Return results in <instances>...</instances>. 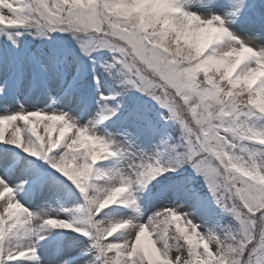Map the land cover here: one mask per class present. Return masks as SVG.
<instances>
[{
    "label": "snow or ice",
    "instance_id": "snow-or-ice-1",
    "mask_svg": "<svg viewBox=\"0 0 264 264\" xmlns=\"http://www.w3.org/2000/svg\"><path fill=\"white\" fill-rule=\"evenodd\" d=\"M0 264H264V0H0Z\"/></svg>",
    "mask_w": 264,
    "mask_h": 264
}]
</instances>
